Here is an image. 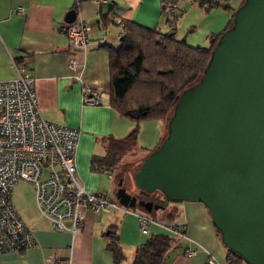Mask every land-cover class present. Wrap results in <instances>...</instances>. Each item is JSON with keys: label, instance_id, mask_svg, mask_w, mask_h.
I'll return each mask as SVG.
<instances>
[{"label": "crops", "instance_id": "crops-1", "mask_svg": "<svg viewBox=\"0 0 264 264\" xmlns=\"http://www.w3.org/2000/svg\"><path fill=\"white\" fill-rule=\"evenodd\" d=\"M166 2L168 0H83L76 6L75 0H0V79L15 78L14 62H23L34 78L43 116L51 122L80 131L76 165L78 176L88 191H100L110 196L116 191L114 168L93 170L92 159L95 156L103 158L110 153L111 143L103 138L123 139L135 127V122L120 115L109 104L92 106L81 102L84 85H97L101 90H108L105 45L117 47L120 44V21L131 20L163 32L174 29L176 36L181 38L179 32L182 31L177 26L184 25L182 22L188 19L185 16L188 9H193L194 15L185 20L187 25H184L186 29L183 32L186 33H182L183 38L194 46L195 32L205 26L207 37L203 46H208L210 36L223 31L237 8L233 5L234 0L226 1L231 6L228 10L221 6L201 7L196 0H179L171 12L165 9ZM18 6L24 9L23 13L15 11ZM73 8L77 12L76 18L90 25L88 36L91 43L84 54L75 53L67 37L59 31V27L66 23V12ZM106 12L113 14V21L104 25L100 22V14ZM197 17L199 21L196 23ZM98 40H103L104 44L96 43ZM73 53L84 62L81 81L70 77L68 59ZM138 129L140 149L147 151L140 158L141 162L149 150L165 137L167 122L141 121ZM38 213L37 218L29 221L20 212L33 230L36 245L22 251L0 252V264H51L48 258L60 259L61 264H114L107 247L110 230L118 236L125 254L120 264H131L135 249L148 234L165 232L163 225L168 223L181 225L186 237H175L163 264H207L209 253L220 264H228L225 258L227 248L220 240L207 207L201 202H167L151 214L157 220L150 224L147 234L140 232L134 212L111 210L94 213L88 209L74 235L54 229L51 221ZM190 247L198 248L194 256L186 254Z\"/></svg>", "mask_w": 264, "mask_h": 264}, {"label": "water", "instance_id": "water-1", "mask_svg": "<svg viewBox=\"0 0 264 264\" xmlns=\"http://www.w3.org/2000/svg\"><path fill=\"white\" fill-rule=\"evenodd\" d=\"M76 10L66 12L73 22ZM139 192L203 203L222 244L264 264V0H243L195 84L180 94L160 146L134 174ZM146 213L164 206L114 192Z\"/></svg>", "mask_w": 264, "mask_h": 264}, {"label": "built area", "instance_id": "built-area-1", "mask_svg": "<svg viewBox=\"0 0 264 264\" xmlns=\"http://www.w3.org/2000/svg\"><path fill=\"white\" fill-rule=\"evenodd\" d=\"M83 0H75L76 6ZM176 2L169 1L165 9L174 11ZM23 13L21 6L15 8ZM87 21L76 18L59 27L75 53L84 54L90 45ZM96 43L104 44L103 40ZM17 76L0 79V252L22 251L36 245L32 228L22 218L13 193L16 185L30 184L33 188L27 206H34L47 217L53 228L74 235L82 223L85 211L94 213L120 210L137 215L140 232L147 234L156 220L148 214L136 213L133 208L118 202L104 192L88 191L81 182L76 165L80 131L47 120L38 104L34 78L23 62H14ZM70 77L81 81L84 62L74 53L68 59ZM83 105L109 104V95L97 85H84L81 90ZM110 176V172L107 171ZM168 233L184 238L181 225H163ZM198 248H187L194 256ZM51 264L60 259L48 258ZM207 264H220L209 253Z\"/></svg>", "mask_w": 264, "mask_h": 264}, {"label": "trees", "instance_id": "trees-1", "mask_svg": "<svg viewBox=\"0 0 264 264\" xmlns=\"http://www.w3.org/2000/svg\"><path fill=\"white\" fill-rule=\"evenodd\" d=\"M169 1L177 3L179 0ZM226 1L196 0L201 7L221 6L228 10L231 6ZM233 15L234 12L223 31L230 27ZM112 21V13L100 14V22L104 25ZM120 22V44L117 47L105 45L108 53V103L120 115L135 122V127L123 139L110 136L103 138L111 143L110 153L103 158L95 156L92 159L93 170H112L130 142L137 139L138 124L141 121L164 120L168 123L180 94L199 81L223 32L211 35L208 46H192L184 38H178L174 29L163 32L127 19ZM160 143L150 149L149 153L156 150ZM151 195L140 192L139 198L163 206L167 203L161 196L152 198ZM135 208L143 210L141 207ZM155 211L146 214L151 216ZM151 217L157 220L155 216ZM107 237L113 263L120 264L125 254L118 236L110 230ZM174 241L175 236L166 231L149 233L146 240L135 249L131 264H163L165 254ZM225 258L228 264L245 262L230 249H227Z\"/></svg>", "mask_w": 264, "mask_h": 264}, {"label": "rangeland", "instance_id": "rangeland-1", "mask_svg": "<svg viewBox=\"0 0 264 264\" xmlns=\"http://www.w3.org/2000/svg\"><path fill=\"white\" fill-rule=\"evenodd\" d=\"M242 1L243 0H234V2H233L234 7H238ZM194 12L195 11L193 9H188L187 14L185 15L186 18H188V19H185V20H189V18L192 17V15H194ZM196 19H195L196 20L195 22L197 23V21H199L198 17ZM185 20H183L182 24L187 25L185 23ZM201 23H202V25H204L205 21L202 20ZM184 25L177 26L179 31H182V32H179L180 37L182 39L184 37L182 35V33H184V34L186 33V32H183V29L184 30L186 29V26H184ZM204 29H206L205 26H203V28H201L197 32H195V35H197V36L195 37L196 40H194V43H193L194 46L206 45L205 40L207 37V33H206L207 30H204ZM138 142H139V140L137 138L136 140L131 141L130 144L128 143L129 145L127 146V151L121 156L118 163L113 167L114 168V176L116 175L115 178L117 177L115 187L117 188L119 180H122V186L124 188H126L127 192L132 194V195H136V196L140 192H139L138 187L135 184L134 174L138 170V168L140 167V165L143 161L142 160L140 162V158L143 157L144 155H146V152H147L145 149L144 150L140 149L141 145H139ZM32 194H33V188L31 187V185L30 184L29 185L24 184V183L22 185H19V186L16 185L15 191L13 193V199L17 205L19 212H21V214L25 217V219H27L29 221L37 218V216L39 214L38 210L34 206H27L26 207V202L31 200ZM112 196H114V192H112ZM135 210L145 212L144 210H141L138 208H135ZM0 263H1V257H0ZM241 264H248V263L242 262Z\"/></svg>", "mask_w": 264, "mask_h": 264}, {"label": "flooded vegetation", "instance_id": "flooded-vegetation-1", "mask_svg": "<svg viewBox=\"0 0 264 264\" xmlns=\"http://www.w3.org/2000/svg\"><path fill=\"white\" fill-rule=\"evenodd\" d=\"M138 196H140V193L138 194ZM157 195L156 194H153L152 196H150V197H156Z\"/></svg>", "mask_w": 264, "mask_h": 264}]
</instances>
